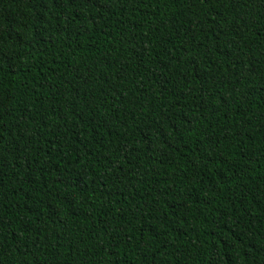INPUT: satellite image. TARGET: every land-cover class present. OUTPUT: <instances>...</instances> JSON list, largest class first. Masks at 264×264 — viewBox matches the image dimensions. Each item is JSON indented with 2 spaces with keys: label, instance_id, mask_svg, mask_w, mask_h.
<instances>
[{
  "label": "trees",
  "instance_id": "16d2710c",
  "mask_svg": "<svg viewBox=\"0 0 264 264\" xmlns=\"http://www.w3.org/2000/svg\"><path fill=\"white\" fill-rule=\"evenodd\" d=\"M0 264H264V0H0Z\"/></svg>",
  "mask_w": 264,
  "mask_h": 264
}]
</instances>
